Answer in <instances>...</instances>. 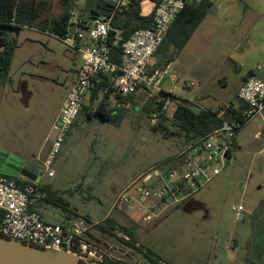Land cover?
I'll use <instances>...</instances> for the list:
<instances>
[{
	"label": "rangeland",
	"instance_id": "374dc122",
	"mask_svg": "<svg viewBox=\"0 0 264 264\" xmlns=\"http://www.w3.org/2000/svg\"><path fill=\"white\" fill-rule=\"evenodd\" d=\"M47 1L46 16L62 15V0ZM84 1L75 4L81 7ZM210 1L211 11L186 47L180 52L170 48L154 58L156 70L163 74V91L189 100L195 109L220 112L235 103L236 90L250 72L264 82V0ZM151 5L145 2L143 12ZM18 44L9 82L0 95V150L40 167L35 183L51 185L69 204V212L41 205L47 223L63 225L81 216L109 227L105 219L112 218L115 236L95 232L100 241L90 242L117 264H150L137 248L159 255L162 264H264V137H255L264 129V111L236 135L238 148L230 151L221 174L190 197L176 204L150 208L146 202L145 209L117 211L113 205L121 193L128 190L139 198L143 172L191 145L184 135L164 138L163 126L175 131V104L152 113L144 106L159 92L141 89L135 103L126 106L119 126L82 116L53 158L49 171L54 176L48 177L37 156L46 146L43 160L57 137L53 125L80 56L35 29H23ZM166 58L171 59L168 64ZM239 206L244 208L241 220L235 213ZM147 214L152 220H144ZM130 232L140 247L121 240L123 235L131 237Z\"/></svg>",
	"mask_w": 264,
	"mask_h": 264
},
{
	"label": "built area",
	"instance_id": "2783aa9c",
	"mask_svg": "<svg viewBox=\"0 0 264 264\" xmlns=\"http://www.w3.org/2000/svg\"><path fill=\"white\" fill-rule=\"evenodd\" d=\"M107 1L114 6L113 12L110 15L91 18L86 30H80L79 10L76 8L71 12L68 34L62 42L69 49L81 52L83 63L76 73L75 81L54 125L57 137L51 143L46 157L40 160L48 177L54 176L49 167L53 158L59 154L85 101L89 99L96 76L115 75V93L121 97L133 95L139 89L157 92L162 90L163 74L153 69L154 56L170 26L185 7L186 0H160L154 6L150 28L135 31L123 42L120 65L110 60L111 22L113 14L124 10L131 0ZM121 41L120 33H116L113 43ZM82 43H87L84 49L79 46ZM238 100L246 104L239 119L230 121L232 113L227 109L220 111L218 117L224 118L221 128L210 132L177 155L176 167L169 168L158 164L156 166L158 168L145 171L141 176L139 198L136 199L127 190L118 196L113 209L125 212L138 207L143 208L146 202H149L150 208L169 201L170 204L180 203L200 186L220 175L229 159L237 129L245 127L264 111V82L255 75L249 76L239 88ZM168 104L169 102L165 104L163 111L167 109ZM120 106L115 101L110 105L116 108ZM226 114L230 117L225 118ZM45 196L40 184L20 183L0 174V211L3 213L0 237L15 239L43 250L67 252L86 264L114 262L105 250L91 245V234L99 223H93L81 216H75L63 225L47 223L39 206ZM243 211L242 206L235 210L237 220L242 219ZM152 217V214H147L144 220L150 221ZM123 238L129 242L131 237L123 235Z\"/></svg>",
	"mask_w": 264,
	"mask_h": 264
},
{
	"label": "trees",
	"instance_id": "16d2710c",
	"mask_svg": "<svg viewBox=\"0 0 264 264\" xmlns=\"http://www.w3.org/2000/svg\"><path fill=\"white\" fill-rule=\"evenodd\" d=\"M149 1L155 5L160 0H131L128 6L122 11H116L113 14L110 31L111 52L110 60L116 65L121 64L122 44L127 41L130 36L139 29L150 28L154 15V8L148 16L142 15V3ZM65 5V10L59 17L46 16L49 11V1L47 0H0V92L5 88L10 78L12 61L15 55L18 44V36L23 29H35L40 32L48 33L59 40H64L69 30V19L71 12L77 8L81 20L80 30H86L89 20L99 15H110L113 12L114 6L107 0H85L81 7L76 6L75 0H62ZM213 3L210 0H186L185 7L177 15L175 21L170 26L162 45L156 52V57L160 53H167L170 48H174L177 52L183 50L195 32L198 30L208 13L211 11ZM120 33L121 42L113 43L114 35ZM171 59H167L166 63ZM250 72L247 77L252 76ZM115 75H98L93 79L88 105H83L82 110L77 118L87 116L88 119H98L115 126L124 119L128 109L126 106L135 103V94L128 97H121L115 93L114 88ZM141 90V89H139ZM117 102L121 105L120 108H110L111 102ZM175 104V110L172 116L171 125L175 131H169L166 126L164 138L172 135H184L186 141L190 144L196 143L201 138L212 131L221 128L224 118L218 117L219 112L205 109H195L193 103L187 99L176 96L172 92L161 90L156 97H149L144 108L152 113H161L165 104ZM246 108V104L239 101V105L231 103L224 107L232 116L226 114L224 117L230 121H235L240 118V113ZM160 120H165L164 114H160ZM77 120L73 127L77 125ZM72 127V128H73ZM237 129L236 135L243 129ZM232 148H238L236 140H233ZM230 158V156H229ZM176 157L170 158L163 162L169 168L176 167ZM11 179L17 180L20 183L31 182L26 179H21L13 176H8ZM41 190L46 194L43 202L69 210V204L65 199L55 191L51 185H42ZM3 214L0 211V222ZM87 220V219H86ZM109 225L106 227L103 224H98L94 227L91 238L95 241H100L95 232L115 236L113 233L114 220L110 217L105 219ZM131 233V232H130ZM133 237V233H131ZM134 239V238H133ZM127 245L134 247L132 242H127L121 239ZM136 240V239H134ZM81 264H86L81 262ZM107 264H117L108 262Z\"/></svg>",
	"mask_w": 264,
	"mask_h": 264
},
{
	"label": "water",
	"instance_id": "95a60500",
	"mask_svg": "<svg viewBox=\"0 0 264 264\" xmlns=\"http://www.w3.org/2000/svg\"><path fill=\"white\" fill-rule=\"evenodd\" d=\"M0 174L36 182L40 169L0 150ZM0 264H81L67 252L43 250L33 245L0 237Z\"/></svg>",
	"mask_w": 264,
	"mask_h": 264
},
{
	"label": "crops",
	"instance_id": "0c3cea01",
	"mask_svg": "<svg viewBox=\"0 0 264 264\" xmlns=\"http://www.w3.org/2000/svg\"><path fill=\"white\" fill-rule=\"evenodd\" d=\"M198 1V0H197ZM145 2H149V1H144L143 3H142V5L145 3ZM151 3V2H150ZM152 5H151V8L147 11V13H144L143 12V9H142V6H141V9H142V15L143 16H148L149 14H151V12L153 11V8H154V4L153 3H151ZM86 44L87 43H82V44H80L79 46H80V48L81 49H84L85 48V46H86ZM18 49V48H17ZM17 51V50H16ZM78 52V54H79V56H80V64H79V66L77 67V68H75V71H74V76H73V78H72V83H74V81H75V78H76V73H77V71H78V69L81 67V65H82V63H83V56H82V53L81 52H79V51H77ZM167 60V58L164 60V61H166ZM153 66H154V68L153 69H156V66H155V58H154V60H153ZM248 77L246 76L245 78H244V80H243V82L240 84V86L237 88V90H236V94H235V98H236V100H235V105H239V100H238V91H239V88L244 84V82L246 81V79H247ZM10 79V78H9ZM5 88H6V86H5ZM5 88L2 90V92H0V95L2 94V95H4V91H5ZM3 99V98H2ZM59 115V114H58ZM58 115H57V117H56V119H55V122H54V125H55V123L57 122V119H58ZM54 125H53V129H54ZM70 132V131H69ZM264 129L262 128V129H260V130H257L256 131V133H255V137L256 138H263L264 137ZM46 147V146H45ZM45 147L43 148V150L41 151V153H39V155L37 156V159H38V161H40V160H42L41 159V155H42V153L44 152V150H45ZM23 161H25L26 163H28L27 162V160H24L23 159ZM33 165V164H32ZM35 166V165H34ZM37 168H39L40 169V167H38V166H36ZM144 173V172H143ZM2 212V211H1ZM3 214V213H2Z\"/></svg>",
	"mask_w": 264,
	"mask_h": 264
},
{
	"label": "flooded vegetation",
	"instance_id": "af4514ba",
	"mask_svg": "<svg viewBox=\"0 0 264 264\" xmlns=\"http://www.w3.org/2000/svg\"><path fill=\"white\" fill-rule=\"evenodd\" d=\"M104 235H106V234H104ZM107 236H109V235H107ZM96 237L100 240V238L96 235ZM110 237H113V236H110ZM97 242H99V241H97ZM129 242H132L133 244H134V246L136 245H138V247H140L139 246V244H138V242H135L134 243V239H133V237L131 236V238H130V241ZM134 248V247H133ZM136 248V247H135ZM137 250L140 252V253H143L144 254V256L148 259V261H149V263L150 264H162V259L160 258V256L159 255H156L154 252H149V251H147V252H143V251H141L140 249H138L137 248Z\"/></svg>",
	"mask_w": 264,
	"mask_h": 264
}]
</instances>
